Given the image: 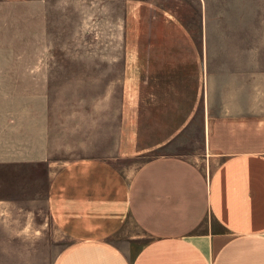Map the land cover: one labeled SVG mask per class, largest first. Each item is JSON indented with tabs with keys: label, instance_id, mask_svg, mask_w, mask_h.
<instances>
[{
	"label": "crops",
	"instance_id": "obj_1",
	"mask_svg": "<svg viewBox=\"0 0 264 264\" xmlns=\"http://www.w3.org/2000/svg\"><path fill=\"white\" fill-rule=\"evenodd\" d=\"M39 4L0 0L2 8ZM14 23L0 31L18 47L0 51V222L10 234L27 233L26 217L53 236L56 227L69 245L54 264H264V45L223 27L214 34L204 19L198 37L171 25L173 39L145 41L125 72L114 160L54 171L49 75L24 48L42 41V22ZM196 127L193 158L165 154L133 174L115 166Z\"/></svg>",
	"mask_w": 264,
	"mask_h": 264
},
{
	"label": "rangeland",
	"instance_id": "obj_2",
	"mask_svg": "<svg viewBox=\"0 0 264 264\" xmlns=\"http://www.w3.org/2000/svg\"><path fill=\"white\" fill-rule=\"evenodd\" d=\"M44 3L34 9L0 7V31L12 29L15 20L42 22V41L25 42L24 48L37 51L38 57L26 61L44 64L45 75H49L46 98L54 171L80 159L114 160L123 128L125 72L131 60L146 53L142 48L145 41L173 39L171 25L186 24L198 37V24L204 19L211 23L214 34L223 27L232 35L240 32V36L251 38L258 46L264 45V0H44ZM23 24V29H28V23ZM6 32L3 36H10ZM8 36L0 38L8 41L0 43V51L18 49L10 39L12 36ZM180 38L178 34L175 39ZM133 71L135 75V68ZM200 136V127L190 129L165 148L133 160H118L115 166L133 174L149 160L165 154L193 158L201 151ZM40 202L37 207H28V214L33 209L39 212ZM1 222L0 264H54L69 245L56 227L54 236L43 232L39 217H26V234H10ZM13 222L18 224L19 220Z\"/></svg>",
	"mask_w": 264,
	"mask_h": 264
}]
</instances>
